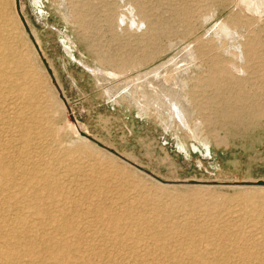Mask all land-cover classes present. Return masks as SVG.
<instances>
[{
    "label": "rangeland",
    "instance_id": "374dc122",
    "mask_svg": "<svg viewBox=\"0 0 264 264\" xmlns=\"http://www.w3.org/2000/svg\"><path fill=\"white\" fill-rule=\"evenodd\" d=\"M241 1L3 0L29 60L43 126L37 142L48 154L20 153V106L0 115V144L10 146L14 163L24 153L52 162L55 184L40 192H53L58 211L64 208L57 214L96 238L102 257L117 260L130 248L138 264H147L159 254L148 229L114 230L105 220L129 207L145 221L161 220L165 241L158 245L182 263L188 259L180 248L193 244L208 251L210 264H264V0ZM186 53L187 128L126 87L155 71L161 84L172 83L181 66L172 61ZM16 187L0 189V218L24 215L35 224L31 236L47 239L52 233L41 215L8 204ZM244 196L258 209L250 210ZM115 235L125 243L114 244ZM78 248L70 254L75 264L85 254Z\"/></svg>",
    "mask_w": 264,
    "mask_h": 264
},
{
    "label": "bare ground",
    "instance_id": "6f19581e",
    "mask_svg": "<svg viewBox=\"0 0 264 264\" xmlns=\"http://www.w3.org/2000/svg\"><path fill=\"white\" fill-rule=\"evenodd\" d=\"M259 1L262 2L261 0ZM249 2L252 5H256L258 1L249 0ZM249 5L251 6L250 3ZM14 36L16 35L14 34ZM14 36L10 21L4 13L3 0H0V115L9 114V110L13 106H20V111L15 116L17 121H21V126L24 130L23 136L25 139H23L24 141L21 146V150L23 151H20V153L23 154V152L27 153L29 151L47 153L48 151H46L47 149L44 143L37 142L38 136L43 131V126L39 125L36 114L37 95L36 88L30 81L29 60L21 53L17 45L19 41L17 42L18 39L16 40ZM21 42L23 41L21 40ZM178 55L179 57L177 56V59L172 62L174 64H180L181 66H177L178 71H176L177 67L174 68L176 73L172 83L161 84L159 82L160 78L158 77L160 71H155L154 74L156 76L150 73L144 74L139 77V80L137 79L139 81L137 84L132 86L126 84V87H130L133 94L138 93L145 102L144 105L155 107L158 113L163 114L166 120L176 121L180 126L182 125L187 128L191 111L188 104H185L186 101H183L181 95L183 89L182 84L184 83L182 81V65L184 66L185 61L191 62L192 58L190 57V53ZM185 69L187 68L185 67ZM95 72L103 73L99 70H95ZM8 148H10L9 145L0 144V189L17 186L16 193L6 196L8 204H20L30 209L29 214H34L38 217L41 215L52 234L47 239L43 237H40V239L32 237L29 232L35 229V224L29 223L24 215H18L10 219H6L5 217V219L0 218L2 220L0 222V264H75L72 262L73 258L70 254L77 250L75 249L78 248L76 244L80 243L81 240L83 251L80 248L78 249L85 254L81 257L80 264H138L137 262H140L137 260L136 255H133L134 252H129L130 248L128 251H123L125 254L121 253L119 249L120 252L118 253H121V255H118V261L116 258L110 257L108 255L109 253H107V256L102 257L103 252L98 249L96 245L97 241L95 242L96 238L83 237L81 231L76 229L72 222H67L62 218V213L57 214L64 208H59L58 211V207L54 203L53 192L51 191L50 195L47 196H43L40 192L42 188L50 189L55 184L54 177L49 174V169L53 165L52 162L44 157L34 159L24 153L25 156L23 155L18 163H14L9 160L8 155L10 150L8 151ZM27 166L29 167L26 168ZM16 177L20 181L27 183L17 185ZM243 198L247 202V207L250 210L254 211L258 209L259 206L252 202L250 196H244ZM46 203L48 206H45ZM95 210L100 212V209L95 208ZM121 212L120 214L109 215L105 219L114 230H119L127 225L134 228L148 229L150 231V238L155 241L150 248L154 251L158 250L159 254L156 256L151 255L150 259H146L143 262H147V264H210V260L207 257L209 255L208 251L201 250L193 244L191 246H181L182 248H180V250H183L181 251L183 253L182 255L188 259L186 263L180 261V257L178 256L180 254H166L163 249L165 245H158V242L165 241V237L163 236V229L165 227H162L161 220H155L153 222L145 221L141 217L143 212L134 215L131 213L129 207L123 208ZM122 220L132 221L128 223V221ZM171 228L187 232L186 228L177 225H172ZM132 237H126V240L132 239ZM112 240L114 244H119V246L125 243L123 237L121 238L119 235H115ZM132 241L138 243L139 240L132 239ZM167 243L169 242L167 241ZM245 254L243 253V255ZM92 256H100L99 260L103 258V261L93 262L91 260L92 258L90 259ZM125 256H128L131 260L125 259ZM113 257L116 256L113 255ZM223 257V259L227 260L228 255L224 254Z\"/></svg>",
    "mask_w": 264,
    "mask_h": 264
}]
</instances>
